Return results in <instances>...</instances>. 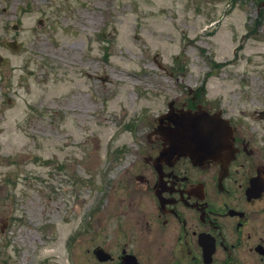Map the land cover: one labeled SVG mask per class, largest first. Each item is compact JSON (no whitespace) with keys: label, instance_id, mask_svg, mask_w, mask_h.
<instances>
[{"label":"rangeland","instance_id":"obj_1","mask_svg":"<svg viewBox=\"0 0 264 264\" xmlns=\"http://www.w3.org/2000/svg\"><path fill=\"white\" fill-rule=\"evenodd\" d=\"M0 59V264H77L127 126L189 88L264 97V0H0Z\"/></svg>","mask_w":264,"mask_h":264},{"label":"flooded vegetation","instance_id":"obj_2","mask_svg":"<svg viewBox=\"0 0 264 264\" xmlns=\"http://www.w3.org/2000/svg\"><path fill=\"white\" fill-rule=\"evenodd\" d=\"M205 88L127 128L137 136L115 151L123 171L110 182L115 196L95 208L91 246L88 226L67 239L77 264H264V97L234 115L223 99L208 102ZM197 110L227 123L232 145L221 158L174 151L176 116Z\"/></svg>","mask_w":264,"mask_h":264},{"label":"water","instance_id":"obj_3","mask_svg":"<svg viewBox=\"0 0 264 264\" xmlns=\"http://www.w3.org/2000/svg\"><path fill=\"white\" fill-rule=\"evenodd\" d=\"M13 28L19 30L17 24ZM10 47L14 50L20 48L16 42L11 43ZM214 118L215 116L210 118L206 111L199 110L182 111L176 116V128L168 134L177 156H189L194 159L221 158L223 151L230 149L231 143L226 135L227 123ZM223 133L225 136L222 138Z\"/></svg>","mask_w":264,"mask_h":264},{"label":"trees","instance_id":"obj_4","mask_svg":"<svg viewBox=\"0 0 264 264\" xmlns=\"http://www.w3.org/2000/svg\"><path fill=\"white\" fill-rule=\"evenodd\" d=\"M219 65V64H218ZM217 64H215V66H218Z\"/></svg>","mask_w":264,"mask_h":264}]
</instances>
